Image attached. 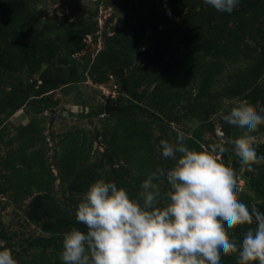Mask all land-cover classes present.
<instances>
[{
	"label": "rangeland",
	"instance_id": "1",
	"mask_svg": "<svg viewBox=\"0 0 264 264\" xmlns=\"http://www.w3.org/2000/svg\"><path fill=\"white\" fill-rule=\"evenodd\" d=\"M217 15L203 0H0V241L17 264H63L62 234L86 232L75 211L95 181L138 199L173 165L160 140L199 151L238 137L218 115L230 101L264 115V0ZM253 135L257 150L264 125ZM228 147L239 199L264 213V167L242 170Z\"/></svg>",
	"mask_w": 264,
	"mask_h": 264
},
{
	"label": "clouds",
	"instance_id": "2",
	"mask_svg": "<svg viewBox=\"0 0 264 264\" xmlns=\"http://www.w3.org/2000/svg\"><path fill=\"white\" fill-rule=\"evenodd\" d=\"M218 12L231 13L239 0H203ZM223 121L241 130L236 138L221 133L218 142L201 150L189 148L183 135L157 148L173 161L142 182L138 199L114 182L97 180L88 186L75 211L86 232L73 227L62 234L63 264H221V255H237V264H264V213L238 197L236 172L221 156L231 151L242 170L264 163L254 146L264 115L247 100H235ZM167 190L161 193V184ZM249 227L241 242L230 232ZM50 235V233H46ZM0 241V264H17Z\"/></svg>",
	"mask_w": 264,
	"mask_h": 264
},
{
	"label": "trees",
	"instance_id": "3",
	"mask_svg": "<svg viewBox=\"0 0 264 264\" xmlns=\"http://www.w3.org/2000/svg\"><path fill=\"white\" fill-rule=\"evenodd\" d=\"M216 13L218 14L217 16H215V18H217V19H218V17H219V19L223 18V17H227L228 18L227 13L224 14V13L218 12V11H216ZM256 151H257V155L258 156H264V145H261L260 147H258ZM261 166L264 167V163H261V164H258V165H254V168L255 169H259V167H261Z\"/></svg>",
	"mask_w": 264,
	"mask_h": 264
},
{
	"label": "water",
	"instance_id": "4",
	"mask_svg": "<svg viewBox=\"0 0 264 264\" xmlns=\"http://www.w3.org/2000/svg\"><path fill=\"white\" fill-rule=\"evenodd\" d=\"M106 108H108V109H111V110H112V108H110L108 105H106Z\"/></svg>",
	"mask_w": 264,
	"mask_h": 264
}]
</instances>
